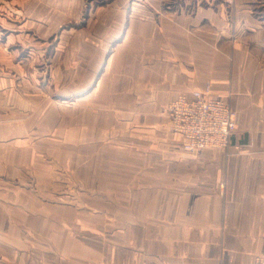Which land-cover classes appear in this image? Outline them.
<instances>
[{"label":"crops","instance_id":"obj_1","mask_svg":"<svg viewBox=\"0 0 264 264\" xmlns=\"http://www.w3.org/2000/svg\"><path fill=\"white\" fill-rule=\"evenodd\" d=\"M0 10L1 53L26 60L44 51L35 44L53 46L50 75L88 91L89 156L76 173L109 198L119 189L117 238L90 226L51 234L58 248L76 242L72 264H253L264 254V0H0ZM207 83L235 110V132L228 148L187 152L166 108ZM101 137L118 141L91 142ZM61 209L36 206L26 220Z\"/></svg>","mask_w":264,"mask_h":264},{"label":"rangeland","instance_id":"obj_2","mask_svg":"<svg viewBox=\"0 0 264 264\" xmlns=\"http://www.w3.org/2000/svg\"><path fill=\"white\" fill-rule=\"evenodd\" d=\"M2 17L6 18L5 14L0 15V22ZM35 32V36H43ZM8 35V28L1 23L0 49L8 47L1 42ZM35 45L43 46L40 58L32 55L23 60V50L16 51V56L9 55L7 49L5 54L0 52V264H72L75 258L70 257L74 254L71 245L76 242L66 240L65 247L58 248L52 244L51 234L60 227L74 230L90 226L105 231L104 238L110 239V232L117 238L119 189H109L108 193L117 195L109 198L100 192L103 189L86 185L76 173L77 165L83 171L82 161L89 156L81 153L90 141L82 118V112L88 110V91H77L69 81L62 83L50 75L45 51L53 46L46 50L43 43ZM41 64L45 69L41 70ZM172 102L166 108L170 129ZM117 141L101 137L91 142L104 145ZM76 148L79 154L71 157L70 151ZM103 197L114 202L104 204ZM36 206L62 209L58 218H43L34 225L26 219L34 214Z\"/></svg>","mask_w":264,"mask_h":264},{"label":"built area","instance_id":"obj_3","mask_svg":"<svg viewBox=\"0 0 264 264\" xmlns=\"http://www.w3.org/2000/svg\"><path fill=\"white\" fill-rule=\"evenodd\" d=\"M171 129L183 135V148L196 152L203 148H228L236 128V112L230 103L212 96L211 85L180 94L170 105ZM254 264H264V254Z\"/></svg>","mask_w":264,"mask_h":264}]
</instances>
